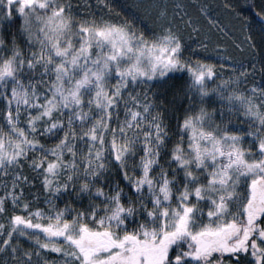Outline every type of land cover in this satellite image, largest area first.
I'll return each mask as SVG.
<instances>
[{
	"label": "snow or ice",
	"instance_id": "1",
	"mask_svg": "<svg viewBox=\"0 0 264 264\" xmlns=\"http://www.w3.org/2000/svg\"><path fill=\"white\" fill-rule=\"evenodd\" d=\"M193 7L0 0V264H264V0Z\"/></svg>",
	"mask_w": 264,
	"mask_h": 264
},
{
	"label": "trees",
	"instance_id": "2",
	"mask_svg": "<svg viewBox=\"0 0 264 264\" xmlns=\"http://www.w3.org/2000/svg\"><path fill=\"white\" fill-rule=\"evenodd\" d=\"M122 2L134 4L136 0H122ZM187 2L191 3L192 0H187ZM222 2L223 0H199V3L203 4L207 9L209 18L216 22L215 26L210 25L208 23V19L200 16V13L195 7L190 10L192 11L194 16L200 17V25L203 29L201 38L209 42V54L212 56L213 60L216 59L217 49H219L221 54L226 51L235 60H244L246 62L248 59L247 54L240 51L239 49H236L233 45V41H238L239 39H241L239 26L237 25L233 27L234 22L225 17L222 14V10L217 8V5ZM239 2L242 6L240 9L242 14H253L250 9L243 7L245 0H239ZM248 2H252V0H248ZM255 3L258 5L260 3V0H255ZM219 29H223V31H220Z\"/></svg>",
	"mask_w": 264,
	"mask_h": 264
},
{
	"label": "rangeland",
	"instance_id": "3",
	"mask_svg": "<svg viewBox=\"0 0 264 264\" xmlns=\"http://www.w3.org/2000/svg\"><path fill=\"white\" fill-rule=\"evenodd\" d=\"M53 255H55V254H53Z\"/></svg>",
	"mask_w": 264,
	"mask_h": 264
}]
</instances>
